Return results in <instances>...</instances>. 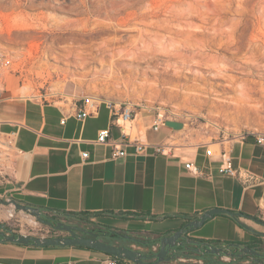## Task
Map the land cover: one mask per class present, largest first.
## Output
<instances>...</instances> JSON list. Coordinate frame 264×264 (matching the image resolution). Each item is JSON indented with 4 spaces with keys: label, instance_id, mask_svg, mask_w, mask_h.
<instances>
[{
    "label": "crops",
    "instance_id": "0c3cea01",
    "mask_svg": "<svg viewBox=\"0 0 264 264\" xmlns=\"http://www.w3.org/2000/svg\"><path fill=\"white\" fill-rule=\"evenodd\" d=\"M155 117L140 111L138 124L134 120L135 135L151 143H177L180 149L174 156H114L111 145L97 141L100 131L109 127L115 138L121 136L120 129L112 126L107 104L101 105L97 115L81 120L72 105L67 108L23 98L4 87L0 91V131L12 136L15 154L10 166L0 162V196L37 206L46 215L85 220L102 233L114 230L147 238L154 247H159L160 237L209 208L256 216L264 213V142L258 143L257 135L220 142L221 148L231 143L235 166L249 168L263 179L245 186L240 179L219 172V162L206 153L211 144L203 139L194 119L168 117L160 130H154ZM126 150L132 152L134 145ZM84 151L89 152L87 159H83ZM188 161L203 175L186 169ZM240 219L259 230L257 222H249L252 219ZM186 236L216 245H255L261 235L229 215L216 214ZM107 255L87 246H36L0 236V264H103Z\"/></svg>",
    "mask_w": 264,
    "mask_h": 264
},
{
    "label": "rangeland",
    "instance_id": "374dc122",
    "mask_svg": "<svg viewBox=\"0 0 264 264\" xmlns=\"http://www.w3.org/2000/svg\"><path fill=\"white\" fill-rule=\"evenodd\" d=\"M123 1L0 0V49L6 51L11 59V66L6 70L9 76L4 81L5 87L14 95L23 98H33V95L40 93H53L51 101L67 108L74 98L96 95L117 103L131 101L137 105L138 114L145 111L147 114L156 115L160 110L166 116L171 113L178 117L191 115V119L200 128L199 133L209 142L219 138L223 131L232 136L248 131L264 133V56L257 64H242L236 57L239 58L243 53L237 54L235 47L231 46V49V44L227 42L231 33L229 30L234 27H237L236 36L244 42L239 41L243 45L252 32L260 34L264 31V0H218L222 7L225 31L217 36L213 35L214 30L211 28L217 21L214 18L207 19L212 16L203 15L198 10H191L193 14L189 18L192 22L190 29L201 31L194 34L195 36L188 37L179 33L172 35L164 30L161 39L166 42L165 45L168 42L176 45L188 43L191 54H198L189 65L176 62L181 65V74L176 76L173 70L167 72L166 79L172 80L158 84L157 89L155 84L160 81L158 76L150 72L147 75L140 72L146 69V59H138L130 53L133 48L128 36L129 33L136 32L127 31L119 23L129 10H145L149 3L151 4L148 7L151 8L147 7V10L159 12L161 18H166L163 10L157 11L155 8L164 0H138L133 6L122 5ZM203 26L208 27L203 32L204 35L201 28ZM115 34L123 36L121 41L108 44ZM168 48L171 46L157 51L161 54L158 57L159 62L166 63L169 59ZM223 60L226 62L223 63ZM228 60H233L231 64L239 63L226 71L230 81L212 71L216 64L224 66ZM175 61L173 59L171 62ZM241 66L245 68H240ZM249 66L251 68H247ZM130 69L136 72L135 84L129 83ZM247 80L252 82L251 85L254 82L256 84L251 86ZM229 82L233 83V87L230 86L231 83L227 85ZM244 82L247 83L244 85ZM247 84L252 88L246 86ZM136 123L138 124L137 120ZM135 132L136 127L133 130L134 135ZM14 154L15 151L12 152L13 156ZM5 159L2 157L0 162L10 166L12 161ZM42 214L46 216L45 213ZM257 216L264 219V213ZM0 222L5 223L7 228L4 226L2 230L6 233L12 228L15 229L13 221L7 222L3 219ZM249 222L255 224L256 221L252 219ZM256 226L264 231V224L257 222ZM30 230L35 235L47 233V230H50V235L54 233L53 228L44 223L40 228L32 227ZM136 238L139 242L125 240L121 236L109 238V241L155 254L157 246H153L152 240ZM140 241L146 243L142 244ZM254 247L264 250V235L260 236ZM219 264L259 263L251 255L244 254L236 255V259L220 261Z\"/></svg>",
    "mask_w": 264,
    "mask_h": 264
},
{
    "label": "built area",
    "instance_id": "2783aa9c",
    "mask_svg": "<svg viewBox=\"0 0 264 264\" xmlns=\"http://www.w3.org/2000/svg\"><path fill=\"white\" fill-rule=\"evenodd\" d=\"M11 66V59L9 54L0 49V76L3 72L8 70ZM5 85L0 88V91L3 90ZM53 93H40L37 95H33V99H37L39 101L45 103H53L51 101L53 98ZM107 104L110 111H111V123L112 126H117L120 129L121 136L120 138H115L112 134L111 128H105L100 131L99 137L97 139L98 142H103L109 144L113 148L114 156H125V155H137V154H152V155H166V156H174V152L180 149V145L175 142L171 143H151L147 141H143L139 138L133 137V135L128 134L125 132L123 124L121 121H134L136 120V116L138 111L136 110V104L131 101L125 102H112L109 100H105L101 97L96 95H84L77 98H74L71 105L74 107L75 115L78 119L84 120L87 117L95 116L99 113L101 105ZM155 122L152 126L154 130H160V126L165 122L168 117H178L175 113H171L169 116H166V113L161 112L158 110L157 114L155 115ZM188 119H191V115H186ZM66 119H63L65 122ZM2 121L0 120V127ZM255 134L257 135V142L263 143L264 142V133L248 131L246 133H241L239 135H226V132L223 131L222 135L219 138H214L216 143L213 140L209 143L211 144L209 147L206 148V153L211 160H216L219 162L218 170L221 174L232 176L235 178L240 179L245 186L256 185L263 181V179L259 178L257 174L249 169L244 168L241 166H235L233 162V157L231 155L232 145L229 142L226 147L221 148V141L231 140L232 138L243 137L245 135ZM134 145V150L132 152H128L126 150L127 146ZM217 146V147H214ZM15 151V143L13 138L9 134L1 133L0 131V161L2 157H5V160L9 162L12 160V152ZM83 159H87L89 157V152L84 151L82 153ZM185 167L188 169L192 174L195 175H203V172L198 168L197 165L193 161L185 162ZM2 205V204H0ZM12 205H2L4 207H9L8 214H2L0 212V220L10 222L13 221V225H15V229H10L7 234H30L35 235L34 232H31L30 228L36 227L40 228L42 222L31 212L26 211L23 209H17L15 205L13 206L14 211L12 210ZM33 216L38 222V226H34L27 222L26 216ZM5 224V223H4ZM50 227V226H49ZM52 228V227H51ZM49 229V228H48ZM50 230H47V233H43L36 236L46 237V236H55L57 235V230L53 229V234H49ZM227 247V245H220ZM156 248V251H158ZM232 251V250H231ZM173 255L172 259L169 261L162 262L163 264H219L220 261H229L231 258L236 259V256H232L229 254L222 253L220 255L214 256H205L203 253L196 252L195 250H185V251H178L177 249L173 248L170 252ZM132 262L125 258H119L117 256L108 254L107 257L103 260V264H127ZM161 264V263H160Z\"/></svg>",
    "mask_w": 264,
    "mask_h": 264
},
{
    "label": "bare ground",
    "instance_id": "6f19581e",
    "mask_svg": "<svg viewBox=\"0 0 264 264\" xmlns=\"http://www.w3.org/2000/svg\"><path fill=\"white\" fill-rule=\"evenodd\" d=\"M137 2H138V0H124L122 5H124V6H131L132 5L133 6V4H135ZM218 2H219L218 0H215V1L214 0H164V1H162L161 4L155 6V8L158 9L157 11L163 10V13H165L167 15L166 18L165 17L161 18L159 12L149 11V9L151 8V7L150 8L148 7L151 4V3H149V5L147 6L149 8L148 10H147V7L145 10L143 9L141 11H138L137 9L136 10H129L127 15L121 19V22L119 23L120 25L125 27V29L127 31L129 30V31L136 32V33H129V36H128L129 39L131 40V45L133 48L132 49L133 51H130V53L133 54V57L135 55L136 58H138V59L139 58H145L147 61L146 69H143L140 72L144 75H147L150 72V73L154 74L155 76H158V78L160 79L159 82H156V84H155L156 86L154 84H152L153 86H155V89H157L158 84L166 83V82L172 80V78L166 79L165 75L167 72L173 70L176 76L180 75L181 74V65H189L190 61H194L196 59V54H198V53L191 54V47L188 43L187 44L181 43V45H176L175 43H169L168 42V45H165L166 42L163 39H161V36H163V34H162L163 31L164 30L168 31V32L172 33V35H173V33H179L181 35H187L188 37H191V35H194V34L196 35V34L200 33L201 31H199V32L195 31L196 29L194 31H192L190 29L192 22L189 19L192 17L191 15L193 14V13L191 14V10H198L203 15L207 14V15L212 16L210 18L209 17L207 18V16L205 15L207 19L211 20L212 18H214L215 21H217L215 24H212V26H211V28L214 30L213 35L217 36L218 34H222L225 31V30H223L224 19L221 16V11H222L221 8L222 7H220V5H219L220 3L218 4ZM140 7L142 8V6H140ZM195 12H197V11H195ZM175 21H178V22H175ZM175 26H177V27H175ZM201 28H203V31H202V33H203L205 31V29H207L208 27L203 26ZM236 28L237 27H234L233 29L229 30V31H231L230 35L226 33L227 35L230 36L229 39L227 38L228 39L227 42L229 43V45L231 44L230 48H231V46L232 47L234 46L236 49L235 52L237 54L243 53V55H241L239 58L236 57V59L241 61L242 64L243 63L257 64L260 61V58L264 56V31H262L260 34L257 32H255V33L252 32L250 37L249 38L247 37L248 41H246V43L243 45L240 42H242V43H244V42L238 40L239 38H237V36H236ZM241 30H242V28H241ZM237 31H238V29H237ZM168 32H167V34H168ZM204 34L205 33H203V35ZM223 36H225V35H223ZM122 37L123 36H119V35L115 34L111 37V39L107 43L113 44V43L120 42ZM170 37H172V36H170ZM223 38L224 37H222V39ZM243 38H244V36H243ZM224 40H222V41H224ZM169 41H170V39H169ZM238 43H240V44H238ZM167 46H171V48H168V50H167L169 52V59L167 60L166 63H163V62L161 63L158 61V57L161 54H158L157 51L160 49L165 50ZM244 47H246V48L244 49ZM181 50H184L183 51L184 53L181 52ZM173 59H176V61L172 63L171 61ZM238 60H236V61H238ZM232 61H229L227 64L225 63L226 65H224V66H222L221 64H216L214 67H212V71L217 75H221L227 81L228 80L230 81L231 80L230 76L228 74H226V71L229 69L231 70L233 67H236L235 64L236 65L239 64V63L231 64ZM176 62L181 63V65L176 64ZM197 62L199 63V61H197ZM222 62L224 63L226 61L223 60ZM240 68H245V66L244 67L241 66ZM247 68H251V66H249ZM239 70H241V69H239ZM246 70H248V69H246ZM130 72H131L130 76L128 75L129 76V83L135 84V82H136L135 73L136 72H134L133 69H130ZM8 76H9V72L5 71L2 73V75L0 76V88H2L4 86V81L6 82L8 80V78H6ZM3 79H5V80L3 81ZM161 81H163V82H161ZM230 83L231 82L227 83V85H230ZM245 83H247V82H244V85H245ZM251 83H250V85H251ZM254 83L256 84V82H254ZM231 84L232 85H230V86L233 87V83H231ZM253 84L251 86H253ZM248 85L249 84H247L246 86H248ZM25 88H27V87H25ZM249 88H252V87H249ZM248 91H249V89H248ZM240 92H242V91H240ZM242 95H245V94H242ZM247 95L249 96L250 93H247ZM251 95H253V94H251ZM248 96H246V97L248 98ZM249 97L253 98L251 96H249ZM248 102H250V101H248ZM121 123L123 124L125 132L133 135V130L136 127L135 121H127V122L121 121ZM262 203L264 204V199L262 200ZM13 208L14 207L12 205V210H10V211H14ZM0 212L3 215L8 214L9 207L4 208V206L0 205ZM26 220L28 223H30L34 226L39 225V222L33 216H26Z\"/></svg>",
    "mask_w": 264,
    "mask_h": 264
},
{
    "label": "water",
    "instance_id": "95a60500",
    "mask_svg": "<svg viewBox=\"0 0 264 264\" xmlns=\"http://www.w3.org/2000/svg\"><path fill=\"white\" fill-rule=\"evenodd\" d=\"M0 204H13L17 209L31 211L42 223L52 227L57 231H63L68 233L66 235H55L46 237L30 234H7L2 230L5 224L0 222V236H3L4 239L7 241L17 242L21 244H33L36 246H87L96 250H101L103 252H106L107 254L117 256L119 258L128 259L135 264H160L164 261H169L173 257V255L170 254L171 249L173 248L177 249L180 252L185 250H195L196 252L203 254L220 255L222 253H225L232 256H236L238 254L231 251V248L238 247L240 250V256L244 254L258 256L262 254L261 251L249 245H243L239 242H231L229 245H227V247L216 245L213 243H205L204 245L198 247L193 245L196 244V242L193 239L187 237L186 233L192 229L201 227L206 220L216 214L229 215L235 220H237L239 224H244L245 228L257 234L264 235V231L248 226L240 219V217L244 216L253 219L254 221L261 224H264V219H261L256 215L245 214L243 212H237L224 207L209 208L205 210L202 214H200L197 218L186 222L180 229L176 230L172 234L160 237L158 251H156L154 255H151L141 248L109 242L105 240L98 232L92 229L85 228L83 226H79L77 224L70 223L68 222V220L61 219L57 222H53L54 220H56V218H62L63 215H57L58 217L55 215L43 216L42 211L37 206L21 202L16 198H3L0 196ZM65 217H68V215H65ZM119 236L132 241L139 242V239L126 233H119ZM140 242L142 244L146 243L145 241ZM255 260L258 261L257 258H255Z\"/></svg>",
    "mask_w": 264,
    "mask_h": 264
},
{
    "label": "flooded vegetation",
    "instance_id": "af4514ba",
    "mask_svg": "<svg viewBox=\"0 0 264 264\" xmlns=\"http://www.w3.org/2000/svg\"><path fill=\"white\" fill-rule=\"evenodd\" d=\"M47 216V215H46ZM54 216V215H53ZM56 216V215H55ZM58 217V216H57ZM61 219H63V220H68V222H70V223H73V224H77V225H79V226H83V227H85V228H88V229H92V230H94V231H96V232H98L105 240H107V241H109V238H112V239H114L115 237L114 236H110V237H108V236H105L102 232H101V230H99L97 227H95V226H93V225H91L90 223H88L87 221H85V220H78V221H73V220H71L69 217H63V218H56V220H54L53 222H57V221H59V220H61ZM61 232H63V231H59L58 233V235H66V234H68L67 232H63V233H61ZM117 237H119V236H117ZM123 239H125V238H123ZM125 240H129V239H125ZM131 241V240H130ZM110 242V241H109ZM243 245H249V246H251V247H254L252 244H243ZM201 246V245H200ZM255 248V247H254ZM255 249H257V248H255ZM231 250L233 251V252H235L236 254H240V250H239V248L238 247H232L231 248ZM257 250H259V249H257ZM259 251H261V255H258V256H253V255H251V257L252 258H257L258 259V263L259 264H264V250H259Z\"/></svg>",
    "mask_w": 264,
    "mask_h": 264
},
{
    "label": "trees",
    "instance_id": "16d2710c",
    "mask_svg": "<svg viewBox=\"0 0 264 264\" xmlns=\"http://www.w3.org/2000/svg\"><path fill=\"white\" fill-rule=\"evenodd\" d=\"M47 216H49V215H47ZM57 216V215H56ZM228 216V215H227ZM229 217H231V216H229ZM61 218V217H60ZM234 219V218H233ZM243 227H245V225L243 224L242 225ZM5 228H7L6 226H5ZM6 233V232H5ZM103 234L105 235V236H107V235H111V236H114V237H117V236H119V233H117V232H115L114 230H104L103 231ZM1 237H3V236H1ZM4 238V237H3ZM195 242H196V244H193L194 246H196V247H198V246H200V245H204L205 243H212V242H208V241H204V240H194ZM214 244V243H213ZM230 243H227L226 245H229ZM217 245H219V244H217ZM205 256H208V257H210V256H214V254H205Z\"/></svg>",
    "mask_w": 264,
    "mask_h": 264
}]
</instances>
